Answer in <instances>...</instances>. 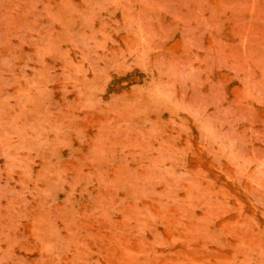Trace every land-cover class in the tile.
<instances>
[{"label": "rangeland", "instance_id": "1", "mask_svg": "<svg viewBox=\"0 0 264 264\" xmlns=\"http://www.w3.org/2000/svg\"><path fill=\"white\" fill-rule=\"evenodd\" d=\"M0 264H264V0H0Z\"/></svg>", "mask_w": 264, "mask_h": 264}]
</instances>
